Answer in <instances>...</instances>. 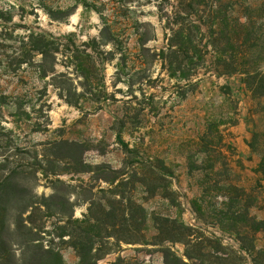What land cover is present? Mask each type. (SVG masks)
<instances>
[{"label": "rangeland", "instance_id": "1", "mask_svg": "<svg viewBox=\"0 0 264 264\" xmlns=\"http://www.w3.org/2000/svg\"><path fill=\"white\" fill-rule=\"evenodd\" d=\"M243 3L258 4L221 0L215 24L226 30L212 34L194 17L185 32H170L175 0H0V181L13 175L0 196L8 195L0 204L11 224L0 264L31 256L12 224L17 196L54 188L73 204V234L84 219L99 220L102 234L106 202L116 217L117 200L144 209L140 234L123 227L121 241L103 238L97 264H164L165 248L188 264H251L234 232L245 234L248 218L264 221V22L255 10L246 20ZM43 44L57 51L43 56ZM58 208L63 217L33 211L40 243L78 264L68 237L55 235L69 213ZM229 210L237 224L220 215ZM154 218L182 222L218 252L191 247L189 261ZM251 238L264 250V230L243 245Z\"/></svg>", "mask_w": 264, "mask_h": 264}, {"label": "trees", "instance_id": "2", "mask_svg": "<svg viewBox=\"0 0 264 264\" xmlns=\"http://www.w3.org/2000/svg\"><path fill=\"white\" fill-rule=\"evenodd\" d=\"M220 2L221 0H175L176 6H172V11L169 15H166V28L172 33L185 32V25L192 24L193 22H190V18L194 17L200 23H211L210 26H208V30H210L212 34L217 33L219 29L226 30L225 27L221 25L217 26L215 24L219 23L222 20V16L219 15V13H222V11L218 7V4ZM257 3L258 6H250L243 3L242 10L244 11L243 13L246 20L249 19L246 13L248 11L255 10L257 15H259L258 18L264 22V0H257ZM237 22H239V20H237ZM246 27L247 23L239 22L236 29H246ZM195 28L198 31L200 30L199 26H195ZM43 42H45V40ZM93 43L94 41L90 42V44ZM237 45L238 48L241 49V47L245 44L244 42H236V46ZM49 46L48 44H43L42 47L40 46L41 48L39 51L43 56H47L48 54H50V52L57 51V48H53L54 50H51L52 47L50 48ZM234 71H242L241 73L249 75L248 71L244 68L236 67ZM42 72L43 74H46L49 72V70L43 68L42 66ZM260 169L262 172H264V158L260 163ZM12 176L13 175L10 173V175L4 177L0 181V196L4 195L11 188V185L13 184ZM17 190L20 189L15 188V191ZM109 192L113 194L112 190H109ZM6 196L8 195L6 194L5 197ZM5 197L0 198V203L6 199ZM15 201L16 203H18V207L15 208L17 210V219L12 224H16V227H18V229H20V227L23 228V232L20 236L21 241H19L18 244L24 249V254L27 252H31V256L28 259L15 260L13 262L15 264H63L62 257L57 249H55L53 246H48L45 248L40 243V239L42 238H40L39 234L41 231L44 232V230L42 228L39 229L37 226H35L32 219V213L34 210L40 209L41 206L44 208L43 214H45V216L47 217L51 215H58L60 217H63L59 210L60 208L58 207H61L62 209H68L69 213L64 214L67 217V221L63 226H56L55 235L60 239L65 236L68 237L67 242L69 243V246L74 249L79 257L78 264H97L100 254L98 253V248H96V246L102 241L103 238L109 239L113 237L121 241V239L117 238L116 233L123 227L128 228V232L135 231L140 234V232L138 231V227L144 226L146 218V216L144 215V209L139 205H135L134 202H129L127 206V204L122 205V202L117 200V203L121 204L122 207V209L119 210V217H116L114 215L115 211H111V209L109 208H106L108 210L105 209L106 206L110 207V205L106 202V205L104 206V219L106 220H104V232H102V234L99 232V230H95L100 226L99 220H97L98 225L93 226L89 223L88 219H84V221L82 222L84 225L86 224V226H77L78 232L73 234L71 232H68L67 230V226L72 224L71 219L73 216V204L65 196H60L55 188L54 193L50 194L47 197L41 196L38 198L34 195H26V197H24V195H21L20 197L17 196V199ZM86 202L89 203L90 207L94 204L93 199L91 198H87ZM1 206L2 205L0 204V216L2 217V224H0V244L4 245L0 246L3 248L0 250V257H3L5 253H10L11 243L9 242V239L6 240V237L4 238L2 236V231L10 230L11 224H6L5 221H3V211L4 208L6 209V206L5 204L2 206L3 208ZM228 208H230V206ZM24 214H28L25 219H23L22 217ZM238 214V211L231 212L230 210L228 212L220 213L223 218L232 220V222H234L235 224L238 223ZM109 218L112 220H109ZM74 222L77 223L78 220H75ZM154 222L156 223V230L158 235L163 233V230H165L164 225L169 227L168 233L170 235L166 236L165 240L183 243L186 247L184 255L189 261L194 259L191 253H189V248L191 247L194 248L196 246H200L201 253L202 249L205 247H209L210 249L218 252V247H220V244H217L218 247H215L212 246L211 242L207 240V244L206 246H204L202 244L203 242L201 241V237L195 236L194 230H192V228L184 225L178 220L168 218H154ZM245 223V234L242 235L239 230H236L234 232L241 243L240 249L249 255L251 264H264V250H256L252 242V238L247 246L243 245V240L247 239L249 236H252V234L256 231L264 230V221H257L253 218H248L245 220ZM13 229L17 230V228L15 227ZM124 242L128 243L126 242V240ZM202 255L205 256L207 254L203 253ZM163 257L164 264H188V262H185L183 258L176 257L175 253L170 248H165L163 250ZM202 263L204 262H201L200 264Z\"/></svg>", "mask_w": 264, "mask_h": 264}]
</instances>
